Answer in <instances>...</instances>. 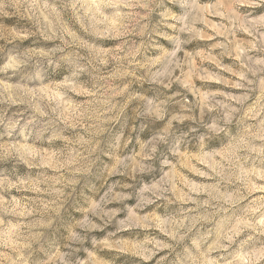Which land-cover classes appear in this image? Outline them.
Segmentation results:
<instances>
[{
	"label": "rangeland",
	"instance_id": "rangeland-1",
	"mask_svg": "<svg viewBox=\"0 0 264 264\" xmlns=\"http://www.w3.org/2000/svg\"><path fill=\"white\" fill-rule=\"evenodd\" d=\"M0 264H264V0H0Z\"/></svg>",
	"mask_w": 264,
	"mask_h": 264
},
{
	"label": "clouds",
	"instance_id": "clouds-1",
	"mask_svg": "<svg viewBox=\"0 0 264 264\" xmlns=\"http://www.w3.org/2000/svg\"><path fill=\"white\" fill-rule=\"evenodd\" d=\"M144 127H146V125H143L142 123L138 126L137 128V125L133 124V131H137V136L139 135V132H142L144 130ZM123 131H121L120 133H118V137L119 136H123Z\"/></svg>",
	"mask_w": 264,
	"mask_h": 264
}]
</instances>
